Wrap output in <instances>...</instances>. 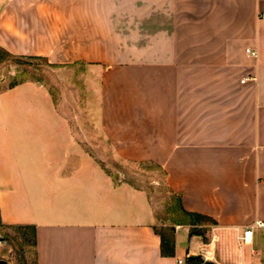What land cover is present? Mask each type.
Listing matches in <instances>:
<instances>
[{
  "label": "crops",
  "instance_id": "0c3cea01",
  "mask_svg": "<svg viewBox=\"0 0 264 264\" xmlns=\"http://www.w3.org/2000/svg\"><path fill=\"white\" fill-rule=\"evenodd\" d=\"M0 49L64 72L0 92V222L37 264H264V0H0Z\"/></svg>",
  "mask_w": 264,
  "mask_h": 264
},
{
  "label": "rangeland",
  "instance_id": "374dc122",
  "mask_svg": "<svg viewBox=\"0 0 264 264\" xmlns=\"http://www.w3.org/2000/svg\"><path fill=\"white\" fill-rule=\"evenodd\" d=\"M0 62V92L6 91L17 85L26 82L40 84L48 83L50 91L54 96L60 93V86H57L56 75L64 72H53L47 66L46 61L41 59H11L2 55ZM54 88V89H53ZM53 89V90H52ZM56 111L64 114H72L75 106L71 98H53ZM83 105L81 104V107ZM96 108V106H94ZM116 175L124 179L133 186L143 187L150 191L156 200L160 203V214L168 211V205L171 200L166 195V189L163 182L160 185H154L153 179L162 177V175L150 165H130L126 169L111 170ZM157 202V203H158ZM0 236L5 237L6 241L0 244V259L8 264H35V249L33 247L32 235L19 227L4 226L0 222Z\"/></svg>",
  "mask_w": 264,
  "mask_h": 264
},
{
  "label": "built area",
  "instance_id": "2783aa9c",
  "mask_svg": "<svg viewBox=\"0 0 264 264\" xmlns=\"http://www.w3.org/2000/svg\"><path fill=\"white\" fill-rule=\"evenodd\" d=\"M246 54L249 57H253V58L257 57V52L253 51V50H250V49L246 50ZM254 227H260V228L264 227V223L263 222H256ZM254 227H251V228H248L247 230H245V232H243L242 236L240 237V240L243 241L244 243L250 242L251 239H252L253 228ZM177 263L178 264H186V260L185 259H180V260H178Z\"/></svg>",
  "mask_w": 264,
  "mask_h": 264
},
{
  "label": "trees",
  "instance_id": "16d2710c",
  "mask_svg": "<svg viewBox=\"0 0 264 264\" xmlns=\"http://www.w3.org/2000/svg\"><path fill=\"white\" fill-rule=\"evenodd\" d=\"M2 55L3 56H7V57H9V58H11V59H17V58H14V57H12V56H10L8 53H6V52H4L3 50H1L0 49V62L2 61ZM20 229H22V230H24L26 233L27 232H30V234L32 235V241H33V247H34V249H35V247H36V242H35V231H34V228L33 227H19ZM165 242L166 240H165V238L162 236V242ZM168 241H169V243L170 242H172V244H173V240H169L168 239ZM163 254L165 255L166 253H165V251H163ZM35 264H37V261H36V258H35Z\"/></svg>",
  "mask_w": 264,
  "mask_h": 264
},
{
  "label": "water",
  "instance_id": "95a60500",
  "mask_svg": "<svg viewBox=\"0 0 264 264\" xmlns=\"http://www.w3.org/2000/svg\"><path fill=\"white\" fill-rule=\"evenodd\" d=\"M5 241H6L5 237L0 236V244ZM187 262L188 264H203L204 260L202 257L196 256V257H188ZM0 264H8V262L0 259Z\"/></svg>",
  "mask_w": 264,
  "mask_h": 264
}]
</instances>
